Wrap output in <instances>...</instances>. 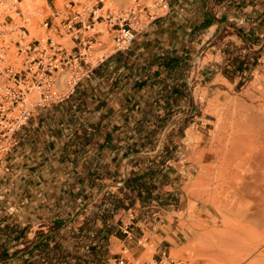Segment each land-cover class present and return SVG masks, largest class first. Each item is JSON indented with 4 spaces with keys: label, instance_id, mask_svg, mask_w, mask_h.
I'll use <instances>...</instances> for the list:
<instances>
[{
    "label": "rangeland",
    "instance_id": "obj_1",
    "mask_svg": "<svg viewBox=\"0 0 264 264\" xmlns=\"http://www.w3.org/2000/svg\"><path fill=\"white\" fill-rule=\"evenodd\" d=\"M105 1L104 8L98 10L97 13H104L107 8H110L116 14H120L128 11L137 1L151 8L155 0ZM14 2L17 6H22L23 16L21 18L12 11ZM48 2L56 4L57 9L62 10L56 18L57 22H60L59 19L70 13V9L83 10L84 6L92 8L96 1L48 0ZM46 5V2L39 1L33 12H30L26 10L23 3L17 0H7L4 4L11 8L9 11L15 17V23L18 25L27 23L30 31V34L25 36L27 40L33 36H52L53 39L63 42L68 51H71L74 43L71 41V35L65 34V29H62L63 36H57L52 30H46L42 24V20L52 13L51 10L45 8ZM230 5L234 8H232V19H224L212 34L206 33L202 37L189 38L190 42L186 49L188 55L185 56L187 61L184 63L183 73L177 72L176 77L170 79L168 74L171 71L175 74V71L163 72L164 77L167 76L169 80L178 83L180 92L175 93L177 96H171L167 104L168 101L164 94L158 95L156 102L143 104L138 107L139 111L127 110L128 120L121 122L118 119L113 122L114 136L107 142L97 143L100 147L105 146L106 148L107 146L104 152L95 155L88 151L85 154L83 151L76 159L72 148L77 138L72 136L70 140L62 142V138L60 140L58 137V133L61 136L64 132L68 134L65 125L62 126L64 128L62 130L59 129L62 127L58 124L54 130L48 128L49 132L47 129L39 130L42 133H52L57 136L52 139L53 144L46 143L38 149H45L46 155L49 152L54 154L62 150L66 153L65 150L69 149L70 155L67 157L62 153L64 157L58 161L68 162L72 166L73 162H80L82 168L80 171L72 169L67 173L69 176L67 188L63 187L60 190L56 188L50 191L49 186H45L32 193L27 190L24 192L23 198L25 199L20 204L30 205L27 211L31 215L25 217L26 222L30 221L27 225L21 221H14L20 214L19 212H16V216L13 214L14 211L19 210L14 203L18 202L16 192L11 191L8 195L0 197L1 219L10 218L9 225L5 224L4 227L12 228L14 233L22 229L25 231L28 227L27 235L32 234L29 238L32 242L42 237L40 242L43 244L51 241L53 245L50 247L60 246L62 248V252L53 250L50 253L51 257H47L49 258L47 260L45 259L46 254H43L44 251L40 248L35 250L34 255H28V261L23 258L20 260L13 258L15 261L12 264H73L76 261V255L90 260L93 264L96 252L90 247L93 244L107 246L111 235L123 237L122 234L126 233L128 222L130 226L137 228V237L142 239L143 243H140L137 251V255L140 254V256L136 258V255L127 252L129 259L123 257V261L121 259L115 261L107 255L108 248H106V254L102 257L105 259V264H156V260L160 261L161 258H164L165 264H168L170 259L182 260L188 264L205 263L201 255L202 251L197 247L192 250L191 247L199 239L205 242L212 240L210 233L212 229H219L222 226V222L213 217V214L208 217L211 214L210 206L203 201L208 196V180L210 179L206 170L209 155L205 153L209 146L216 142L220 132L219 112L226 111L227 113L228 107H231L238 113L244 109L240 102H251V98L246 95L247 91L259 94L264 90V0H235V3L230 2ZM142 17L145 16L142 15ZM25 19L27 22L24 21ZM14 24L6 22L5 17L0 19V31L4 33L0 35V47L8 42L5 39L8 36H12L13 39L19 38L16 36L17 33H9ZM115 27L98 18L94 29L84 32L93 41L88 57L92 64H97L102 55L114 50V34L117 33ZM218 29L220 32H217ZM192 40H194L193 43ZM16 50L17 47L13 43L7 49V56L15 60L18 54ZM219 54H223L224 58H218ZM155 60L152 61L154 70L162 69V63ZM8 63H13L15 69L22 67L20 60L18 63L1 61L0 67L4 68ZM148 65L151 66V63ZM163 68H166L165 65ZM155 76L153 75L154 78ZM60 86H66L64 77L61 78ZM74 92L62 101L71 99ZM29 95V105H33L40 99L38 91H33ZM48 106H36L31 117H34V113L42 116L44 112L46 113L44 107ZM60 112L62 116L70 113L68 108L64 110L61 108ZM74 116L76 115H71V117ZM57 122L61 124L58 120ZM23 127L16 131L18 140L20 136L17 132ZM84 134L83 130L80 135ZM85 141L87 140L80 139L83 145ZM35 144H32L30 148L38 151ZM17 145L19 148H12L7 158L9 167L7 173L17 169V165L26 167L31 164L32 166V157H30L31 160L27 159V150H22L23 146L20 141ZM16 149L20 151L16 154L18 157L13 155ZM65 157L68 161L64 159ZM47 158V156L36 157L34 161L41 165ZM61 175L64 177L65 173L62 172ZM195 182H198L196 187L198 192L191 195ZM114 199L121 200V205L115 212L112 201ZM24 208L21 207L22 214ZM109 209L111 213L113 212L112 214L105 213ZM195 214L197 219H194ZM137 217L145 218L153 223L150 230H146L144 237H141L143 231L139 229L140 226L137 227L133 223L136 222ZM165 218L179 221V226H182V223L187 224L188 230L183 238L178 236L175 242L155 243V240L150 237L154 234L151 230L154 224L163 223ZM196 225H200L198 228L201 229L196 228ZM50 232L53 238L44 237ZM15 245L14 243L11 247L15 248ZM121 246L122 244L118 245L114 250L122 251ZM165 249L166 256L162 251Z\"/></svg>",
    "mask_w": 264,
    "mask_h": 264
},
{
    "label": "crops",
    "instance_id": "obj_2",
    "mask_svg": "<svg viewBox=\"0 0 264 264\" xmlns=\"http://www.w3.org/2000/svg\"><path fill=\"white\" fill-rule=\"evenodd\" d=\"M167 1L169 4V11L166 14L153 17L145 28L137 30L133 43L127 49L113 50L108 54L102 55L97 64L93 65L90 76L79 82L71 99L63 101L61 107L53 108L50 107L53 106V104L49 105L48 108L45 109L46 113L44 112L42 116H38L34 113V117H31L23 129L17 132V135L20 136L18 142L20 141L23 146L22 150H27V159L31 160L30 157H32L33 163L31 162L32 166L30 164L26 167L17 165V169L8 173L3 170L0 175V197H4L6 194L8 195L11 191H15L18 197V202L14 203L19 210L14 211L13 214L15 216L16 212L20 214L18 217L16 216L14 221H21V223H26V225L30 222L25 221V217L31 215L30 212L27 211L30 205L27 204L26 206L24 203L20 204V202L25 199L23 197L26 190L32 193L38 188L43 189L45 186H49L50 191L56 188L59 190L63 187L67 188V181L69 180L67 173L72 169L80 171L82 168L80 162H71L74 164L72 166L68 164V162L58 161V159L70 155L68 153L69 149L65 150L66 153H64V150L60 148L62 150L61 152H54V154L53 152H49L48 155H46L47 151L45 149H38L46 143H50V145L51 143L53 144L54 141L52 139L57 136L55 133V135L52 133L45 134V132L42 133L40 131L47 129L49 132L50 129L48 128H53L54 130L56 124L61 125L59 127L65 125L68 134L64 132L61 136L58 133V137L60 140L62 138V142L70 140L72 136L77 138L76 144H73L72 148L74 150L73 155H75L76 159L79 158V155H81L83 151H85V154H87L88 151L90 154L95 155L104 152L107 146L106 148H104L105 146L100 147L97 143H99V141L107 142L114 136V131L112 129L113 122H116L118 119H120L121 122L128 120L129 116L127 110H132V112H135V110L139 111L138 107L143 104L156 102L158 95H163L162 90L166 88L165 86H170V80L167 76L164 77L165 73L163 72L168 73L172 67H166L164 69V60L171 56H177L182 59L184 56L183 51H187L186 49L190 42L189 38L202 37L206 33L212 34L216 28H219V25L224 19H232L233 17L232 12L234 8L233 5H230L232 0ZM46 2L47 5L45 8L52 11L50 20H54L56 18V13H58L56 4H50L48 0H46ZM101 21H103V19H101ZM6 22L12 24L14 18L9 15L6 18ZM214 27L215 29L213 30ZM10 31L15 32L16 29ZM217 32H220L219 29ZM2 34L3 33L0 35ZM58 35L63 36V33H59ZM83 37V31L78 34L77 39L71 37V41L74 43L71 49L72 52H76L77 49L81 47L82 39H84ZM191 42L193 43L194 40ZM223 56V54H219L217 57L222 58ZM153 59H156L155 61L159 60L162 63V69L154 70V64L152 65ZM150 63L151 66L148 65ZM149 67H151V69H149ZM153 71L157 74L155 78L153 77ZM176 84L178 83L176 82ZM61 108L62 110L68 108L70 113H66V115L62 116L60 112ZM123 108L125 109V114ZM71 115L76 116L71 117ZM57 120L61 122V124H59ZM81 128L83 129L81 130ZM59 129L62 130L64 128L62 127ZM83 130L85 134L80 135ZM73 132L75 134H73ZM81 138L87 140L84 142L85 145L80 142ZM34 143H36L35 145L38 151L34 148H30ZM15 148H19L18 145L13 147V149ZM19 152L20 151L16 149L13 155L18 157L16 154ZM44 156L48 158L43 161L44 163L42 162L43 164L38 165L36 163L37 161H34L36 157L41 158ZM16 159L19 160V158ZM64 159L68 161V158L65 157ZM62 172L65 173L64 177L61 175ZM22 206L25 207L23 214L21 213ZM11 207H13V205ZM1 216L0 229H3L6 228L4 227L5 224L9 225L10 218L7 219L4 217V219H1ZM125 216H127V214L123 216V220ZM133 223L137 227L140 226L139 229L143 231L141 237L146 235V230H150L149 228L153 224L152 221L140 217H137L136 222ZM126 226V233L122 234L123 237L116 235H111L109 237L110 243L107 245V255H110V259H114L115 261L120 259L123 261V257L128 258L127 252L136 255V258L140 256V254L137 255V251L140 243L143 242L140 237H137V228L130 226V222H128ZM151 231L154 234H151L150 237L155 240V243L175 242L178 236L179 238H183L186 232V230L179 226V221L167 220V218H165L163 223L154 224V228ZM27 232L28 227L24 231V236H20L19 240L16 238L14 239V237L10 238V244H16L14 246L15 248H13V246L10 248V254L14 251L16 254L18 250L33 249L31 252H28V255H34L37 249L52 248L50 247V245H53L51 241L38 247L37 240L33 241V243L32 240L29 239L32 234L27 235ZM12 236H14V233H12ZM47 236L50 238L54 237L52 232L46 234L44 237ZM5 239L6 235L0 233V244ZM120 244H122V251H115L114 248H117ZM162 251L166 253V249ZM28 255L24 257H28ZM14 256H10L8 260L0 261V263L12 264L15 261L13 258L16 260L21 259V257L17 258L16 255Z\"/></svg>",
    "mask_w": 264,
    "mask_h": 264
},
{
    "label": "built area",
    "instance_id": "obj_3",
    "mask_svg": "<svg viewBox=\"0 0 264 264\" xmlns=\"http://www.w3.org/2000/svg\"><path fill=\"white\" fill-rule=\"evenodd\" d=\"M5 1L7 2V0H0V19L2 17L6 19L11 15L14 18L13 25L15 17L10 14L11 8L4 6ZM95 1L92 8L84 6L83 10L70 9V13L64 15L59 19L60 22H57L56 18L62 13V10L59 9L54 19L55 22L50 20V15H48L42 20V24L46 30H52L57 36H60L59 33H63L62 29H65V34H70V38L77 39L78 34L82 31L94 29L98 18H101L110 26H116L115 51L127 49L133 43L137 30L145 28L153 17L166 14L169 11L167 0H155L151 8L137 1L128 11L120 14H116L110 8H107L104 13H97L98 10L104 8L106 1ZM17 2L21 3L22 0H17ZM13 6L14 10L12 11L21 18L23 16L22 6H17L16 2L13 3ZM24 21L27 22V19ZM12 29H16V31L11 32ZM10 30L9 33H17L16 36L19 38L4 37L8 42L0 47V62L7 60L18 63L20 60L22 67L15 69L13 63H8L4 68L0 67V175L3 170H8L7 158L11 149L18 144L16 131L25 126L33 109L36 106L59 103L69 97L79 82L90 76L94 65L88 59L93 42L91 38H88L89 35L84 34L81 47L76 52H72L68 51L63 42L53 39L52 36H33L27 40L25 36L30 34L27 23L20 25L15 23ZM1 33L2 31H0ZM13 43H15L16 52H18L15 60L7 56V49ZM62 77L65 80V87L60 86ZM33 91L39 92L40 99L33 105H29V94ZM163 254L165 255V252ZM156 264H165L164 258H161L160 261L156 260ZM168 264L188 263L170 259Z\"/></svg>",
    "mask_w": 264,
    "mask_h": 264
},
{
    "label": "bare ground",
    "instance_id": "obj_4",
    "mask_svg": "<svg viewBox=\"0 0 264 264\" xmlns=\"http://www.w3.org/2000/svg\"><path fill=\"white\" fill-rule=\"evenodd\" d=\"M38 2L22 0L21 4L33 12ZM246 95L251 102H240L242 111L228 107L227 113L219 112L220 132L205 153L210 179L203 201L210 206L208 217L213 214L222 226L212 229V240L199 239L191 247L202 251L204 264H264V90ZM197 185L191 195L198 192ZM186 226L181 227L188 230Z\"/></svg>",
    "mask_w": 264,
    "mask_h": 264
},
{
    "label": "trees",
    "instance_id": "obj_5",
    "mask_svg": "<svg viewBox=\"0 0 264 264\" xmlns=\"http://www.w3.org/2000/svg\"><path fill=\"white\" fill-rule=\"evenodd\" d=\"M231 2L235 3V0H232ZM186 52L184 53L185 55L183 56L182 59H180L177 56H174V57L171 56L170 58H166L164 60L163 64L165 65V67H167V68L172 67L171 70L175 71L174 72L175 74H173L172 71L170 72V74H168L170 79L175 78L177 72H179L180 74L183 73V66H184V63H186V61H187L186 57L188 55V54H186ZM152 73H153V75H157L155 73V71H153ZM178 86H179L178 84H176L174 81L170 80V86L167 85V86H165L166 88H164L162 90V93L164 94V96H166V101H168L167 104L170 102L171 96L176 97L177 95L175 93L180 92ZM62 104H63V101H61L60 103H55V105L53 104V106H50V107H53V108L61 107ZM46 108H48V107H44V109H46ZM112 201L114 203V205H113L114 209L113 210L115 212V210H117L119 208V205H121V200L120 199H114ZM105 213L106 214L107 213L108 214H112L113 212L111 213V211L109 209V210H106ZM102 216L105 218V214H103ZM55 224L57 225L58 223H55ZM99 232L101 233L102 230L100 229ZM0 233H3V234L6 235V239L0 244V261H6V260H8L10 258V256H14V255H16L17 258L21 257L24 260L25 259L29 260V256L27 258H24V256L28 255V252H31L33 249L18 250V252L16 254L14 253L15 251L12 254H10V248H11V244H10L11 243L10 242L11 239L10 238L14 237V239L16 238L17 240H19L20 236H22V235L24 236V231L23 230H21V232L19 231L17 233H14V232H12V228L6 227V228H3V229H0ZM12 233H14V236H12ZM41 240H42V237L39 240H37V242H38L37 246L38 247L43 245V243L40 242ZM90 248L93 251L96 252L93 264H105V259L102 258V257H104V255L106 254L107 246L106 245L97 246L96 244H93ZM55 249L57 251H61L62 252V248H60V246H55V248L42 249L44 251L43 254L44 253L46 254L45 255V259L46 260L49 259L47 257H51L50 253H52L53 250L55 251ZM45 259H43V260H45ZM75 259H76V261L73 264H92V262L90 260H87L86 258H84V257H82L80 255H76ZM69 264H72V263H69Z\"/></svg>",
    "mask_w": 264,
    "mask_h": 264
}]
</instances>
